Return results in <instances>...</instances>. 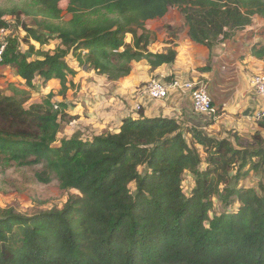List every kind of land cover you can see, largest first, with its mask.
<instances>
[{"label":"trees","instance_id":"trees-1","mask_svg":"<svg viewBox=\"0 0 264 264\" xmlns=\"http://www.w3.org/2000/svg\"><path fill=\"white\" fill-rule=\"evenodd\" d=\"M25 1L35 6L26 12L33 25L21 24L26 43L59 45L53 54L33 45L22 53L7 39L1 63L29 88L37 77L56 78L63 96L75 73L69 55L112 82L128 77L133 63L153 71L173 64V49L149 51L145 27L170 9L182 15L188 38L210 51L253 18L264 20V0H65V23L63 0ZM4 15L0 31L9 27ZM250 54L264 62V43ZM11 91L0 96V163L41 167L35 178L56 181L68 197L60 209L33 213L0 207V264H264V119L244 144L236 133L217 138L142 111L114 133L59 142L50 100L27 106L28 93ZM250 173L262 176L255 187L242 186Z\"/></svg>","mask_w":264,"mask_h":264},{"label":"rangeland","instance_id":"rangeland-1","mask_svg":"<svg viewBox=\"0 0 264 264\" xmlns=\"http://www.w3.org/2000/svg\"><path fill=\"white\" fill-rule=\"evenodd\" d=\"M67 4L68 2L65 0L59 3V7L62 10L61 23L67 22L70 18L69 14L66 13ZM32 7L33 4L25 0H0V12L5 13L3 20L9 26L6 28L7 30L2 32L1 40L5 39L6 42L7 39L17 40L22 53L26 52L30 45H33L35 50L53 54L54 49L59 45L57 40H51L43 47L32 41L26 43L25 32L21 24L33 25V17L26 14V12L35 8V6ZM14 16L19 19L17 23ZM36 19H40V16H36ZM145 27L151 33V45L149 46L151 53L166 52L167 49H170L168 43L172 42L171 39L177 36L179 38L186 30L184 19L176 9H170L164 19L148 22ZM130 42L131 37L127 35L126 43ZM1 62L0 96H13L11 91V87H13L18 91L28 93L27 106L30 104H42L49 99L53 104V110L59 113V132L57 135L59 142L68 140L76 134H79L78 137L81 140H90L96 136L114 133L117 131V127L123 117L133 115L136 118L143 109L141 105L140 109H137L138 102L136 101L130 104L131 100L128 99L126 100L127 104L124 99L117 97L118 95L114 94V89L110 90L106 87L112 81H108L106 77L94 71L87 72V76L79 81H71L78 74V71L82 69L70 55L65 58V62L75 73L67 75L68 90L64 96L61 95L62 87L56 78L45 82V80L37 77L34 81V88H29L18 77L14 67L5 66ZM139 70L144 71L143 68H139ZM164 74L162 72V75ZM153 79L158 78L152 76L149 80L136 87V91L133 93L136 99L143 88ZM69 85H72V87H69ZM121 101L122 103H120ZM60 103L66 105L64 111H61L57 106ZM238 133H241L239 135L241 143L244 144L249 141L250 132ZM238 133L236 132L237 135ZM223 134V137H230L234 133L232 131H224ZM262 136L264 138V131ZM40 170L41 167L37 166L26 167L14 164L5 166L0 163V207L14 206L22 213H33L36 210L51 208L60 209L66 202L68 193L62 191L56 181L49 184L39 182L35 178V173ZM261 176L258 173H250L247 179L241 182V185L249 188L255 187ZM192 181L191 176L187 174L183 182L185 192H189L191 189ZM131 189H134V185H131Z\"/></svg>","mask_w":264,"mask_h":264},{"label":"crops","instance_id":"crops-1","mask_svg":"<svg viewBox=\"0 0 264 264\" xmlns=\"http://www.w3.org/2000/svg\"><path fill=\"white\" fill-rule=\"evenodd\" d=\"M166 15L161 19L147 21L146 24L160 21ZM171 41L168 43L170 49L176 52L173 64L163 65L153 71L146 61L133 63L132 72L128 77L110 82L106 87L110 90L114 89V94L124 99L126 103L128 99L131 100L130 104L134 103L133 101L138 102L143 107L141 111L145 118L174 119L183 127L189 128L200 125L201 129L217 138H223L224 131L250 132L251 136L257 128L248 117L263 106L264 100L254 93L249 81L252 76L264 73V62L253 58L250 50L254 44L264 43V20L253 18L248 27L217 44L212 51L192 42L187 36V29L183 35ZM139 68H143L144 71H140ZM89 71L91 70H79L71 81H79L87 76L86 73ZM162 72L165 74L162 75ZM152 76L164 82H166L164 80L166 77H171V80L205 82L207 92L217 109L216 118L208 121L205 117L194 113L186 91L169 92L166 100L158 102H153L140 95L136 99L133 95L136 87ZM248 109H250L249 116L244 117L243 113ZM239 135L241 133H238ZM248 139L250 141V137Z\"/></svg>","mask_w":264,"mask_h":264},{"label":"built area","instance_id":"built-area-1","mask_svg":"<svg viewBox=\"0 0 264 264\" xmlns=\"http://www.w3.org/2000/svg\"><path fill=\"white\" fill-rule=\"evenodd\" d=\"M4 31H0V61L7 43L5 39L1 40V34ZM249 83L254 93L264 100V73L252 76ZM173 91H186L188 93L194 113L205 117L208 121H213L216 118L217 109L207 92V85L203 81L172 80L166 83L160 79H153L143 88L140 96L158 102L166 100L169 92ZM137 109H140V104L137 105ZM248 119L254 124L264 119V104L256 109Z\"/></svg>","mask_w":264,"mask_h":264},{"label":"water","instance_id":"water-1","mask_svg":"<svg viewBox=\"0 0 264 264\" xmlns=\"http://www.w3.org/2000/svg\"><path fill=\"white\" fill-rule=\"evenodd\" d=\"M249 113H250V109L246 110V111L243 113V116H244V117H247V116H249Z\"/></svg>","mask_w":264,"mask_h":264}]
</instances>
